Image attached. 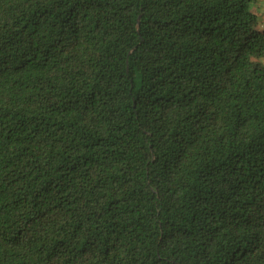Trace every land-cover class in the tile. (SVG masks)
Here are the masks:
<instances>
[{
	"label": "trees",
	"instance_id": "obj_1",
	"mask_svg": "<svg viewBox=\"0 0 264 264\" xmlns=\"http://www.w3.org/2000/svg\"><path fill=\"white\" fill-rule=\"evenodd\" d=\"M255 1L0 0V264H264Z\"/></svg>",
	"mask_w": 264,
	"mask_h": 264
},
{
	"label": "rangeland",
	"instance_id": "obj_2",
	"mask_svg": "<svg viewBox=\"0 0 264 264\" xmlns=\"http://www.w3.org/2000/svg\"><path fill=\"white\" fill-rule=\"evenodd\" d=\"M251 9L258 13L262 20V27H264V0H257L251 3Z\"/></svg>",
	"mask_w": 264,
	"mask_h": 264
},
{
	"label": "water",
	"instance_id": "obj_3",
	"mask_svg": "<svg viewBox=\"0 0 264 264\" xmlns=\"http://www.w3.org/2000/svg\"><path fill=\"white\" fill-rule=\"evenodd\" d=\"M138 23H139V19H138ZM133 50V49H132ZM131 52V51H130Z\"/></svg>",
	"mask_w": 264,
	"mask_h": 264
}]
</instances>
